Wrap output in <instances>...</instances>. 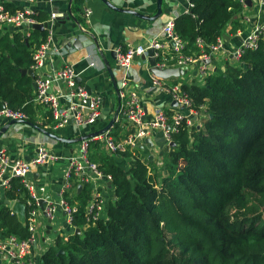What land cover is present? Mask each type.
<instances>
[{
    "label": "trees",
    "instance_id": "obj_1",
    "mask_svg": "<svg viewBox=\"0 0 264 264\" xmlns=\"http://www.w3.org/2000/svg\"><path fill=\"white\" fill-rule=\"evenodd\" d=\"M190 2V13L175 20L186 55L198 54L197 39L212 44L229 24L239 26L240 0ZM46 36L35 30L27 41L21 33L0 30V111H20L33 124V80L22 70L31 69L34 47ZM184 89L195 108L208 106L209 117L199 130L182 126L172 135L163 178L153 161L140 158L141 150L129 170L96 150L90 158L112 176L116 196L108 219L84 229L90 198L85 189L73 222L82 232L59 248L49 247L38 264H264L263 215H248L257 212V203L264 206V41L205 85L186 83ZM19 190L20 180H12L2 190L5 200L24 201ZM0 228L5 236L29 237L6 204L0 205Z\"/></svg>",
    "mask_w": 264,
    "mask_h": 264
},
{
    "label": "built area",
    "instance_id": "obj_2",
    "mask_svg": "<svg viewBox=\"0 0 264 264\" xmlns=\"http://www.w3.org/2000/svg\"><path fill=\"white\" fill-rule=\"evenodd\" d=\"M20 1L26 4L21 9L12 11L0 7V29L8 27L11 34L21 33L28 41L33 31L37 30L36 26L47 25L44 30L47 32L46 39L33 50L31 68L36 72L45 68L49 57L62 54L61 49L55 44L53 28L58 18H65L66 14H61L55 8L57 0H46L52 10L47 21L39 22L36 19V12L30 6L34 0ZM187 2L188 8L183 13H190L194 7L190 0ZM240 2L247 10L248 2L246 0ZM256 7L257 14H262L264 0H257ZM180 14L177 9L172 11L162 33L147 44L128 45L116 51L118 65L124 69H129L135 61H139L150 72L149 51L153 50L152 57L155 59L157 69H181L184 72L178 77L166 80L150 72L153 85L170 96L171 112L158 110L153 119H148L146 110L141 104V97L136 90L131 89L129 78L124 77L118 90L120 104L114 124L107 132L82 140L78 154L68 158L69 166L64 173V184L59 194V201L50 200L47 197V186L39 184L37 179H32L35 168L48 166L58 161L59 156L51 154L44 145H41L32 157L12 160L6 150L0 148V189L8 190L11 188L12 180H20L21 190L18 191V195L24 201L20 199L9 201L8 207L12 214H15L14 205L17 202L24 205L23 225L29 233L27 239H19L16 236H5L0 228V257L3 262L7 261L5 264H38L40 257L49 247L59 248L60 244H65L76 234L77 229L82 232V229L76 227L73 222L78 212L77 197L85 189H88L90 198L85 209L84 229L94 226L100 220L106 221L108 205L115 197L113 179L111 175L103 173L99 165L91 160L93 147L96 145L107 155L129 163L141 148H154L156 131L163 133L166 146H173L172 135L178 134L180 127H186L190 131L195 128L199 130L209 117L208 106L205 104L195 108L193 98L184 89V85L195 82L201 86L205 85V80L210 75L219 73L218 69L224 72L227 65L239 64L246 51L256 50L260 41H264V23L254 24L249 32L240 26L235 29L232 27L226 29L224 35L215 43L206 44L202 39H197L198 54L186 55L183 52L185 43L175 32V20ZM92 15V9L85 7L81 16L85 24H90ZM249 22L246 15L241 18L242 24ZM78 27L80 32H87L81 23ZM231 32L230 36L238 40V43L228 49L225 34ZM50 52L54 55L51 56ZM91 67H94V63L90 64L89 68ZM78 78L79 74L70 65L50 76L36 77L34 101L47 108L52 114L49 132L50 129L58 131L67 127L71 120L76 128L81 129L94 125L101 118L103 113L101 96L96 92H89L86 87L78 83ZM61 82L68 86V93L53 92L52 87ZM0 118L10 121L27 119L24 113L7 108L0 111ZM147 139L152 141V146L146 141ZM151 156L154 158V155ZM149 157L140 158L146 160ZM160 164L158 163L159 166ZM106 190L111 191L112 194L106 195L104 193ZM41 202H44L43 205ZM59 209L62 210L66 220V227L62 229L65 233L54 226V221L58 220ZM49 225L52 228L48 233Z\"/></svg>",
    "mask_w": 264,
    "mask_h": 264
},
{
    "label": "crops",
    "instance_id": "obj_3",
    "mask_svg": "<svg viewBox=\"0 0 264 264\" xmlns=\"http://www.w3.org/2000/svg\"><path fill=\"white\" fill-rule=\"evenodd\" d=\"M108 1L119 8L132 10L150 17L155 16L158 12V0ZM246 1L249 7L245 10L240 2L242 11L237 14L236 19L239 26L245 28L246 32H249L254 24L264 23V12L260 15L257 14V0ZM24 5L26 4L20 0H0V7H6L12 10L21 9ZM30 6L36 12V17H46L47 20L49 19L52 8L46 0H34V3ZM85 7L91 8L93 15L90 18V24H85L84 20L80 23L87 30L85 34L89 38L94 37L97 39L99 49L93 44L92 46L76 50L75 52L64 50L63 43L66 41V38L72 33L80 34L82 32L79 31V27L73 22H69V20L66 19L64 23L63 18L60 17V19L56 21L53 29L55 44L61 49L63 56H60V59H58V56L49 57L45 68L36 71L35 75L36 77L39 75L50 76L63 69L66 65L72 66L79 74L78 79H81L80 84L84 87L89 86L94 93H98L106 100V108L110 110V114L106 119H99L94 125L83 127L79 130H77L78 128L72 123L60 129L62 132L59 134L56 132L60 130L51 131L50 129V133L53 132L54 135L65 139H75L93 134L105 128L110 120L113 119L120 104L118 92L113 85V78L117 83L118 90L121 87L124 77L129 78L131 89L136 90L141 97V104L146 110L148 119H153L158 110L171 112L170 96L161 92L159 88L153 85L148 68L139 61H135L129 69L121 68L116 60V51L128 45H145L151 39L159 36L162 33L163 27L169 20L172 11L177 9V11L182 14L188 8L187 0H163L162 14L155 21L143 20L132 14L117 12L108 7L102 0H81L80 2L77 0H73L72 2L71 0H57L55 4V8L61 14L63 13L65 15L68 13L69 9H72L74 16L80 20H82L81 16ZM244 15H246V18H249V23H241V18L244 17ZM232 27L233 26L229 24L226 29ZM2 32H10V29L4 27ZM231 34L232 32L230 34H225V39L226 36L229 38L228 41L226 39L228 49L238 43V40L230 36ZM91 63H94V67L89 68ZM108 64L112 69L113 76H111L108 71ZM30 70H32V68ZM218 72H221V70L218 69ZM52 90L57 94L68 93L69 91L68 86L64 82H61L57 86H53ZM35 91L36 89L33 91V96H35ZM34 98L32 103L36 112V124L29 122H27L28 124H12L10 120L0 118V131L7 127V131L0 137V148L5 149L12 160L32 157L41 145H44L51 154L59 156L60 159L58 161L48 166L35 168L32 175V179H37L39 184L47 186V197L57 202L60 199L59 194L64 184V173L69 166L68 158L78 154L81 141L71 144L57 142L29 125L33 124L48 131L50 123H52L51 112L47 108L35 103ZM72 126L78 131V135H71V133L74 132ZM157 134H159V136L162 135L163 138V133L161 131L155 132L156 139L158 136ZM146 148H141V151L138 152L141 158L151 156V151L143 153ZM96 150L105 153L100 148H95L92 154H94ZM155 153L157 155H162V153H158L157 150ZM150 158H152L154 162L156 161L155 163L157 164L158 161L154 160L155 156L154 158L152 156ZM118 162L123 167L124 165L128 168L130 166V163L123 159H119ZM2 190L3 189H0V205L6 204L8 206ZM104 193L106 195L112 194L111 191L108 192L107 190ZM60 217H64L61 209L58 210V221H60ZM2 261L3 259L0 257V264H3Z\"/></svg>",
    "mask_w": 264,
    "mask_h": 264
},
{
    "label": "water",
    "instance_id": "obj_4",
    "mask_svg": "<svg viewBox=\"0 0 264 264\" xmlns=\"http://www.w3.org/2000/svg\"><path fill=\"white\" fill-rule=\"evenodd\" d=\"M72 1L73 0H71V2ZM102 1L108 7H110L111 9H113V10H115L117 12L132 14V15H135L136 17L141 18L143 20L155 21L162 14V1L163 0H158V12L153 17L146 16V15L137 13V12L132 11V10H126V9L119 8V7L115 6L113 3H111L108 0H102ZM66 19L69 20V22H73L77 27L80 24V21L74 16V14L72 12V9H69L68 13L66 14V17L63 18L64 23H65ZM58 20H59V18H58ZM45 28H47L46 24H44V25L40 24V25L36 26V29L40 30V31H44ZM226 39H227V41L229 40V38L227 36H226ZM93 44H95L97 46V48L99 49V44H98V41H97L96 38H94V37L89 38L85 33H80V34L72 33L71 35H69L68 38H66V41L63 43V49L66 50V51H69V52H75L76 50H81V49L87 48L89 46H92ZM50 55L53 56L54 53L50 52ZM149 55H150V58L148 59V62L150 64V66H151L150 72H152L155 76L166 80V79H169L171 77H178V76H180V75H182L184 73L181 69H165V70L157 69L155 67V63H156L155 59L152 57L154 55L153 50L149 51ZM58 57H59V55H58ZM113 58L115 59L114 55H113ZM107 66H108L109 73L111 74V76H113L111 67L109 66V64ZM22 74L23 75H29L34 80L33 87H34V89H36V82H35L36 75H35L34 70H22ZM78 83H81V79H78ZM113 85H114L116 91L118 92V86H117V83H116L114 78H113ZM86 89L89 92H93L89 86H86ZM101 98H102L101 104H102V107H103V113H102V116H101L100 119L104 120L110 114V110L108 108H106V100L102 96H101ZM117 116H118V110L115 112L113 119L110 120L109 124L105 128H103L102 130H100L98 132H95L93 134H90V135H87V136H84V137H81V138H75V139L61 138L59 136H56V135L50 133L49 131L41 129V128L33 125V124H29V125H31L36 130L42 132L43 134H45L46 136H48L49 138H51L54 141L62 142V143H66V144H68V143L71 144V143H77V142H80L82 140H86V139H89V138H92V137H95V136H98V135H101V134L107 132L112 127V125L114 124L115 119L117 118ZM11 123L12 124H15V123H26V124H28L27 122H25L23 120H12ZM72 123H73V120H71L69 124H72ZM6 131H7V127L3 128L0 131V137ZM146 141L150 144V146L153 145L151 140L147 139ZM151 159L152 158H150V160ZM79 190H81V187L79 188ZM114 199H116V196L114 197ZM6 202H7V204L9 203L8 200ZM43 203L44 202H41V205H43ZM13 211L18 216L20 222L24 223V221H25V207H24V205L22 203H20V202H17L14 205V207H13ZM51 228L52 227L49 225L48 226V231H47L48 233L50 232ZM80 233H81V231L79 229H77L76 230V234H80ZM58 253L59 254H64L65 252L63 250H60Z\"/></svg>",
    "mask_w": 264,
    "mask_h": 264
},
{
    "label": "rangeland",
    "instance_id": "obj_5",
    "mask_svg": "<svg viewBox=\"0 0 264 264\" xmlns=\"http://www.w3.org/2000/svg\"><path fill=\"white\" fill-rule=\"evenodd\" d=\"M83 20H81V22H82ZM60 56H63L62 54L61 55H59V57H58V59H60ZM72 128H73V130H74V132L73 133H71V135H78V131L77 130H79V129H75L73 126H72ZM62 131L60 130V131H58V132H56L57 134H59V133H61ZM158 136H157V139H156V144H155V147L154 148H146L145 150H144V152L143 153H147L148 151H151V155H154L155 156V159L154 160H157L158 162H157V164L151 159L150 161H153V163H152V167H154V166H156V168H157V171H158V173H161V175H162V178H163V176H164V174H163V172H162V163L163 164H165V162L167 161H165V153H166V145H165V141L163 140V138H162V135H160L159 136V134H157ZM156 150L158 151V153H163L162 155L161 154H156L155 152H156ZM149 159H150V157H149ZM149 159H146V161L147 160H149ZM158 163H161L160 164V166L158 165ZM124 168H126L127 170L129 169L128 167H126L125 165H124ZM257 212L256 213H252V212H248V215L250 216V218H252L254 215L255 216H257V215H259V214H262L263 216H262V218L264 219V206H262L260 203H257ZM244 213H246V211H242L241 213H239L240 215H242V214H244ZM59 220L61 221H58V220H55L54 221V226H55V228H59L60 229V231H62V229L64 228V227H66V220H65V217H60L59 218ZM67 231H69V230H67ZM65 233V230H63L62 231V233ZM53 237H56V235H53ZM43 246V245H42ZM44 247H46V246H44ZM176 254H178V251H176V250H173ZM3 262V261H2ZM1 263V262H0ZM5 263H7V261H4L3 262V264H5Z\"/></svg>",
    "mask_w": 264,
    "mask_h": 264
}]
</instances>
